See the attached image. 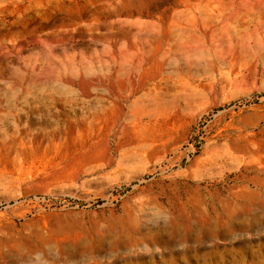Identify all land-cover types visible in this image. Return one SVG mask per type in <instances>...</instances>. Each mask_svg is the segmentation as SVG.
Wrapping results in <instances>:
<instances>
[{
	"label": "rangeland",
	"instance_id": "1",
	"mask_svg": "<svg viewBox=\"0 0 264 264\" xmlns=\"http://www.w3.org/2000/svg\"><path fill=\"white\" fill-rule=\"evenodd\" d=\"M0 264H264V0H0Z\"/></svg>",
	"mask_w": 264,
	"mask_h": 264
},
{
	"label": "bare ground",
	"instance_id": "2",
	"mask_svg": "<svg viewBox=\"0 0 264 264\" xmlns=\"http://www.w3.org/2000/svg\"><path fill=\"white\" fill-rule=\"evenodd\" d=\"M179 14V13H178ZM183 14V13H182ZM175 15V14H174ZM187 15V14H186ZM185 18H186V16H185Z\"/></svg>",
	"mask_w": 264,
	"mask_h": 264
}]
</instances>
